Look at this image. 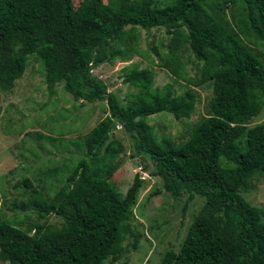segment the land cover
<instances>
[{
	"label": "trees",
	"instance_id": "obj_1",
	"mask_svg": "<svg viewBox=\"0 0 264 264\" xmlns=\"http://www.w3.org/2000/svg\"><path fill=\"white\" fill-rule=\"evenodd\" d=\"M154 0H0V90H10L34 55L47 87L62 84L73 98L104 101L108 115L78 141L82 151L61 186L41 199L12 204L36 219L53 214L61 224L15 226L0 219L2 264H102L127 244L136 249L141 234L132 226L135 189L124 199L108 181L124 150L113 137L118 126L132 140V155L143 157L172 199L195 196L203 205L190 223L177 252L165 251L159 264H264V210L245 201L252 181L264 182V124L248 127L264 105V62L251 44L264 45V0H174L154 7ZM232 6L231 24L219 6ZM163 28L173 72L181 73L176 50L186 45L211 81L208 115L196 122L180 145L156 138L149 116L166 113L184 119L193 111L191 90L174 95L170 84L152 89V71L136 66L121 71L122 84L134 88L121 104L90 71L129 59L136 29ZM124 45L123 49L114 47ZM167 56V55H166ZM21 184L30 189V181ZM19 184L13 188L18 189ZM155 190L151 195L158 194Z\"/></svg>",
	"mask_w": 264,
	"mask_h": 264
},
{
	"label": "rangeland",
	"instance_id": "obj_2",
	"mask_svg": "<svg viewBox=\"0 0 264 264\" xmlns=\"http://www.w3.org/2000/svg\"><path fill=\"white\" fill-rule=\"evenodd\" d=\"M71 1L77 6L80 0ZM173 1L154 0L153 3L154 7L163 8ZM219 8L223 10L224 21L231 24L233 7L221 5ZM135 34L137 38L127 61L119 62L115 58L111 64L93 67L90 74L103 82L107 92L113 93L121 104L126 103V95L136 91L122 84L120 77L122 69L131 66L152 71V89L170 84L174 95L191 90L195 102L188 118L176 120L169 114L160 113L147 119L156 138L166 137L180 145L188 138L192 126L208 115L211 81L198 84L201 64L195 61L186 45L176 50L181 73L177 75L173 72L167 50L171 36L163 28H152L147 32L136 29ZM114 47L123 49L124 45ZM251 47L264 62V45L256 42ZM43 74L34 55H29L22 76L10 90H0V219H16L19 223L15 226L19 228L43 222L52 226L61 224V220L53 214L36 219L30 210L9 208L13 203L30 200L32 191L41 199L49 200L76 161L83 157L82 151L71 142L80 140L97 121L108 115L104 101L89 104L75 99L64 91L60 83L47 87ZM260 124H264V105L247 126ZM112 134L124 150L108 184L121 200L128 189H135L132 226L141 237L136 249L127 244L131 238L125 237L121 244L124 251L115 259L107 257L102 264H159L165 251L177 252L204 201L195 196L182 215L181 208L187 194L172 199L161 189V179L150 163L145 159L142 162L140 158L128 157L132 155L129 136L118 126ZM23 179L31 182L30 189L21 184ZM14 184H19L18 189L13 188ZM251 184L253 188L242 196L250 205L264 210V182L257 180ZM155 190L159 193L151 195Z\"/></svg>",
	"mask_w": 264,
	"mask_h": 264
},
{
	"label": "water",
	"instance_id": "obj_3",
	"mask_svg": "<svg viewBox=\"0 0 264 264\" xmlns=\"http://www.w3.org/2000/svg\"><path fill=\"white\" fill-rule=\"evenodd\" d=\"M140 161L144 162V158L141 157V158H140Z\"/></svg>",
	"mask_w": 264,
	"mask_h": 264
}]
</instances>
